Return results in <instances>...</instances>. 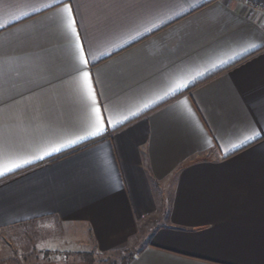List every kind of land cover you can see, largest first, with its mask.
I'll list each match as a JSON object with an SVG mask.
<instances>
[{
    "label": "crops",
    "instance_id": "1",
    "mask_svg": "<svg viewBox=\"0 0 264 264\" xmlns=\"http://www.w3.org/2000/svg\"><path fill=\"white\" fill-rule=\"evenodd\" d=\"M248 1L0 0V231L53 219L65 246L128 264H264V17Z\"/></svg>",
    "mask_w": 264,
    "mask_h": 264
},
{
    "label": "rangeland",
    "instance_id": "2",
    "mask_svg": "<svg viewBox=\"0 0 264 264\" xmlns=\"http://www.w3.org/2000/svg\"><path fill=\"white\" fill-rule=\"evenodd\" d=\"M72 230V228H71ZM61 225L53 219L0 231V264H127V257L107 259L95 250L65 246ZM125 258V260H124Z\"/></svg>",
    "mask_w": 264,
    "mask_h": 264
},
{
    "label": "snow or ice",
    "instance_id": "3",
    "mask_svg": "<svg viewBox=\"0 0 264 264\" xmlns=\"http://www.w3.org/2000/svg\"><path fill=\"white\" fill-rule=\"evenodd\" d=\"M54 2H62V0H54ZM41 7H50V5H42ZM38 11V9H36ZM60 14L64 17L65 20V27L73 34L76 36L77 41H79V36L76 32V27H75V20L73 18L72 15V9L70 5L65 4V6L60 9ZM77 48L80 52L79 55V61L81 64L83 65H87L88 61L84 55V51L83 48L80 46L79 43H77ZM81 81H82V85L83 88L86 92V94L88 95V97L92 100L93 105H95V95L93 93L92 90V86H91V82H90V74L86 71L81 72ZM185 84L183 82H181V80L177 79L175 81L172 82V84H170L167 88V90L164 92L165 96H170L173 95L175 92L179 91L180 89L184 88ZM159 98H163V97H159ZM93 112H94V123H93V131H90L88 134L89 135H95L98 132L103 131V119L100 116V110L99 108L94 107L93 108ZM259 135L258 132H254L252 136H248L246 139L251 140L254 139L255 136ZM13 167H19V165L17 164H13ZM5 171H10V168L5 167L4 169Z\"/></svg>",
    "mask_w": 264,
    "mask_h": 264
},
{
    "label": "built area",
    "instance_id": "4",
    "mask_svg": "<svg viewBox=\"0 0 264 264\" xmlns=\"http://www.w3.org/2000/svg\"><path fill=\"white\" fill-rule=\"evenodd\" d=\"M248 3L251 7L260 11L264 17V3L263 2H259V1H255V0H249Z\"/></svg>",
    "mask_w": 264,
    "mask_h": 264
},
{
    "label": "trees",
    "instance_id": "5",
    "mask_svg": "<svg viewBox=\"0 0 264 264\" xmlns=\"http://www.w3.org/2000/svg\"><path fill=\"white\" fill-rule=\"evenodd\" d=\"M131 255H132V254H130V253H127V259H126V260H127V262H128V260L130 259ZM125 258H126V257H125ZM125 258H124V260H125ZM127 264H128V263H127Z\"/></svg>",
    "mask_w": 264,
    "mask_h": 264
}]
</instances>
